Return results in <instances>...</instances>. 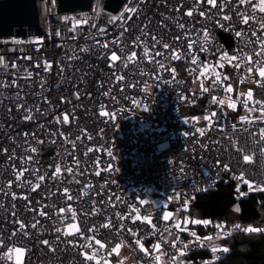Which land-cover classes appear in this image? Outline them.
<instances>
[{"label":"built area","instance_id":"built-area-1","mask_svg":"<svg viewBox=\"0 0 264 264\" xmlns=\"http://www.w3.org/2000/svg\"><path fill=\"white\" fill-rule=\"evenodd\" d=\"M103 3L0 38V264L217 263L264 226L183 213L264 192V0Z\"/></svg>","mask_w":264,"mask_h":264},{"label":"trees","instance_id":"trees-1","mask_svg":"<svg viewBox=\"0 0 264 264\" xmlns=\"http://www.w3.org/2000/svg\"><path fill=\"white\" fill-rule=\"evenodd\" d=\"M233 189L234 182H220L214 190L197 196L183 214L190 219L213 218L227 223L264 226V192L255 191L236 198L232 195ZM223 243L228 248L227 255L212 264H264V236L234 234Z\"/></svg>","mask_w":264,"mask_h":264},{"label":"water","instance_id":"water-1","mask_svg":"<svg viewBox=\"0 0 264 264\" xmlns=\"http://www.w3.org/2000/svg\"><path fill=\"white\" fill-rule=\"evenodd\" d=\"M125 0H104L103 8L115 13ZM57 12L88 10L93 0H55ZM41 34L37 0H0V38Z\"/></svg>","mask_w":264,"mask_h":264},{"label":"rangeland","instance_id":"rangeland-1","mask_svg":"<svg viewBox=\"0 0 264 264\" xmlns=\"http://www.w3.org/2000/svg\"><path fill=\"white\" fill-rule=\"evenodd\" d=\"M262 72H264V67L260 70V75H261ZM261 76H264V75H261ZM191 219H193V218H191ZM12 258H13L14 261L19 262L21 260V258H22L21 250L20 249H15L12 252ZM124 262H125V256H124V254L122 252H120L117 255L116 254L113 255V257H112V263L113 264H124Z\"/></svg>","mask_w":264,"mask_h":264},{"label":"snow or ice","instance_id":"snow-or-ice-1","mask_svg":"<svg viewBox=\"0 0 264 264\" xmlns=\"http://www.w3.org/2000/svg\"><path fill=\"white\" fill-rule=\"evenodd\" d=\"M209 3H211V4H215V0H209ZM188 15H191V13H188ZM112 59H113V60H116L117 57H116L115 55H113V56H112ZM261 75H264V72H262ZM228 90L231 91L230 88H229ZM249 95H250V94H249ZM64 119H65V121H67V116H65ZM246 159H247V158H246ZM248 231H256V229H248ZM45 243H47V242H45Z\"/></svg>","mask_w":264,"mask_h":264}]
</instances>
